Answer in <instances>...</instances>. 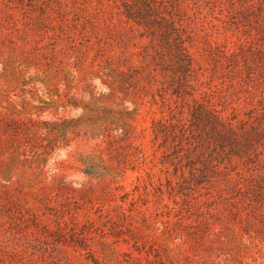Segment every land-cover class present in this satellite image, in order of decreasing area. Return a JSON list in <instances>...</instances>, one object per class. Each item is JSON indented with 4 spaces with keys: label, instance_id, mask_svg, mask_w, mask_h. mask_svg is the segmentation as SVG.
Masks as SVG:
<instances>
[{
    "label": "rangeland",
    "instance_id": "rangeland-1",
    "mask_svg": "<svg viewBox=\"0 0 264 264\" xmlns=\"http://www.w3.org/2000/svg\"><path fill=\"white\" fill-rule=\"evenodd\" d=\"M194 100L242 189L183 201L217 144L154 125ZM0 264H264V0H0Z\"/></svg>",
    "mask_w": 264,
    "mask_h": 264
},
{
    "label": "trees",
    "instance_id": "trees-1",
    "mask_svg": "<svg viewBox=\"0 0 264 264\" xmlns=\"http://www.w3.org/2000/svg\"><path fill=\"white\" fill-rule=\"evenodd\" d=\"M131 16L132 15H130V17ZM194 101L195 104L192 106L189 116H186L183 112L179 114L173 112L168 123H155L154 133L156 140H162V145H164L172 134H176L177 129H179V133L181 132L185 136L188 134V131L189 133L191 131L193 137L196 135L195 132H197L198 139H204L205 137V139H212L213 143L217 144L216 149L219 151L216 158L213 157L212 161L206 163L205 168L193 167L190 175L182 171L180 174V181L176 184L171 183V193L178 192L182 195V200L187 201L190 197L189 190L194 189V187L205 186L206 183L214 184L216 174L225 177L228 190H241L242 187H239V181L230 177L229 173L226 171H219L217 170L218 168L216 171L213 170L216 166H219V164L225 163L227 158L232 159L234 155H240L242 148L238 142L239 138L245 135V131H241L239 125L234 123L233 120L236 117H226L223 114V110L208 107L205 103H201L198 100ZM207 142L209 143L211 141L208 140ZM186 158H188V156ZM215 161L217 164H215ZM173 164L176 172H179L180 167L175 163Z\"/></svg>",
    "mask_w": 264,
    "mask_h": 264
}]
</instances>
